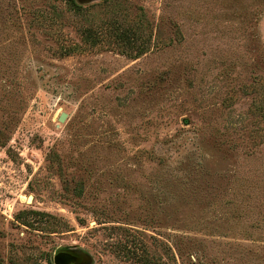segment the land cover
<instances>
[{"label": "rangeland", "instance_id": "374dc122", "mask_svg": "<svg viewBox=\"0 0 264 264\" xmlns=\"http://www.w3.org/2000/svg\"><path fill=\"white\" fill-rule=\"evenodd\" d=\"M104 1L0 0V264H264V0Z\"/></svg>", "mask_w": 264, "mask_h": 264}, {"label": "trees", "instance_id": "16d2710c", "mask_svg": "<svg viewBox=\"0 0 264 264\" xmlns=\"http://www.w3.org/2000/svg\"><path fill=\"white\" fill-rule=\"evenodd\" d=\"M66 5L68 6V9L77 14L80 15L84 11H87L88 8H85L84 6L80 5L77 0H64ZM110 0H105L104 3H108ZM141 18H146V16H141ZM139 28L137 26H116L114 24V27H110V29L106 30L103 33L109 34L112 40L115 41V44L118 45L117 47L119 49H122L121 53L124 55L137 59L147 53V40H143V36H140ZM102 33V32H101ZM100 32H96L94 29L89 28L86 29L83 32V36L86 41H91L94 44L100 41V35H102ZM104 34V35H106ZM51 215L46 214L44 212L34 211V210H28L20 212L17 215V220L28 227H33L36 223H42L44 220L47 221V219H50ZM47 261L49 264H53L50 258H47Z\"/></svg>", "mask_w": 264, "mask_h": 264}, {"label": "water", "instance_id": "95a60500", "mask_svg": "<svg viewBox=\"0 0 264 264\" xmlns=\"http://www.w3.org/2000/svg\"><path fill=\"white\" fill-rule=\"evenodd\" d=\"M67 118L66 114H62L59 118L60 122H64ZM32 201V198H29V201ZM30 201V202H31ZM54 264H79L80 256L71 254L66 251H59L55 254L53 258Z\"/></svg>", "mask_w": 264, "mask_h": 264}, {"label": "flooded vegetation", "instance_id": "af4514ba", "mask_svg": "<svg viewBox=\"0 0 264 264\" xmlns=\"http://www.w3.org/2000/svg\"><path fill=\"white\" fill-rule=\"evenodd\" d=\"M67 252H69V253H71V254H74V255H77V253H74V252H70V251H67Z\"/></svg>", "mask_w": 264, "mask_h": 264}]
</instances>
